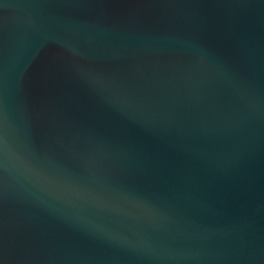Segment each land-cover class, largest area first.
I'll return each mask as SVG.
<instances>
[{"label":"water","instance_id":"obj_1","mask_svg":"<svg viewBox=\"0 0 264 264\" xmlns=\"http://www.w3.org/2000/svg\"><path fill=\"white\" fill-rule=\"evenodd\" d=\"M0 264H264V0H0Z\"/></svg>","mask_w":264,"mask_h":264}]
</instances>
